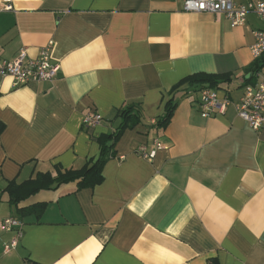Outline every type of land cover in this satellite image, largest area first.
<instances>
[{
	"label": "crops",
	"instance_id": "1",
	"mask_svg": "<svg viewBox=\"0 0 264 264\" xmlns=\"http://www.w3.org/2000/svg\"><path fill=\"white\" fill-rule=\"evenodd\" d=\"M184 2L0 0V61L37 58L52 42L59 66L53 82L0 76V221L23 222L10 253L17 231L0 230V264H264V124L253 130L235 109L247 86L264 82V70L245 82L264 20L249 14L233 27L224 15L185 12ZM200 73L231 76L217 88L231 101L225 113L203 118L205 88H176ZM172 98V120L158 128ZM132 105L142 123L118 139L100 185L10 204V183L98 159V140ZM90 113L103 120L86 128ZM156 138L153 158L137 152ZM42 205L41 216L18 215Z\"/></svg>",
	"mask_w": 264,
	"mask_h": 264
},
{
	"label": "built area",
	"instance_id": "2",
	"mask_svg": "<svg viewBox=\"0 0 264 264\" xmlns=\"http://www.w3.org/2000/svg\"><path fill=\"white\" fill-rule=\"evenodd\" d=\"M183 10L187 13H207L212 15H224L229 18L232 26H241L247 20V15L255 14L264 20V2H248L235 4L234 0H185ZM7 10H12L9 5ZM255 42L251 46V53L255 60L264 54V31L254 32ZM53 43L39 50L37 58H30L27 52L20 51L19 55L12 61H0V76L12 78L16 85H29L39 82H53L58 76L59 66L52 64ZM237 104L239 116L247 122L255 131H259L264 124V82L258 87L247 86L245 95ZM200 97V107L203 118H209L215 113H225L226 108L231 105L227 97H220L218 89L205 88ZM103 118L99 114H86L83 118V125L86 128L98 126ZM159 140H154L151 151L148 152V145L138 148V153L146 158H153L155 151L162 148ZM23 222L18 218H6L0 221V230L17 231V238L10 245L6 246L5 252L10 253L18 245L22 237Z\"/></svg>",
	"mask_w": 264,
	"mask_h": 264
},
{
	"label": "trees",
	"instance_id": "3",
	"mask_svg": "<svg viewBox=\"0 0 264 264\" xmlns=\"http://www.w3.org/2000/svg\"><path fill=\"white\" fill-rule=\"evenodd\" d=\"M264 70V54L261 58H258L250 68V78L245 82L250 84L251 81H255L261 75ZM231 82L230 75H211V74H195L189 76L177 84L176 88L183 86L184 84L191 86H201L202 88H214L219 89L222 86ZM176 110V104L172 98L165 104L164 113L157 120L158 128H167L172 120V117ZM137 106H129L120 109L116 114V123L112 133L102 136L98 141L101 144L102 150L100 157L96 160L86 161L83 166L79 168L62 169L56 167L55 174H40L36 179L23 182L21 185L10 183L7 188L10 197V204L19 206L20 203L28 200L32 195L42 191L60 188L62 185L76 183L77 189L80 191L85 188H94L103 182V166L110 160L116 157L114 153L115 144L118 139L128 129H134L137 125L142 123V115ZM3 126H0V133L3 130ZM43 205L33 208H19L17 210L18 215L24 217L37 213L41 216L43 213ZM18 208V207H17ZM211 264H216L212 262Z\"/></svg>",
	"mask_w": 264,
	"mask_h": 264
},
{
	"label": "water",
	"instance_id": "4",
	"mask_svg": "<svg viewBox=\"0 0 264 264\" xmlns=\"http://www.w3.org/2000/svg\"><path fill=\"white\" fill-rule=\"evenodd\" d=\"M247 78H250V75H248V77Z\"/></svg>",
	"mask_w": 264,
	"mask_h": 264
}]
</instances>
